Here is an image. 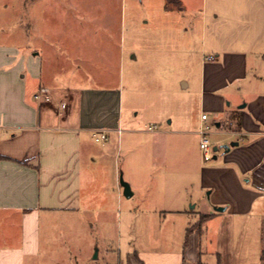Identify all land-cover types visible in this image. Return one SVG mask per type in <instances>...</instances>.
Here are the masks:
<instances>
[{
    "label": "crops",
    "instance_id": "obj_1",
    "mask_svg": "<svg viewBox=\"0 0 264 264\" xmlns=\"http://www.w3.org/2000/svg\"><path fill=\"white\" fill-rule=\"evenodd\" d=\"M125 1L43 0L58 26L34 30L40 48L31 25L23 46L0 43V264H264V74L249 71L264 63V0H153L150 35L133 46ZM161 14L185 19V34L200 29L202 45L165 47ZM133 62L155 91L128 112L121 84ZM173 82L186 99L178 114L158 103L178 95ZM203 111L217 143L230 129L245 139L201 158ZM124 198L143 212L113 221ZM125 223L138 230L116 260L83 231Z\"/></svg>",
    "mask_w": 264,
    "mask_h": 264
},
{
    "label": "rangeland",
    "instance_id": "obj_2",
    "mask_svg": "<svg viewBox=\"0 0 264 264\" xmlns=\"http://www.w3.org/2000/svg\"><path fill=\"white\" fill-rule=\"evenodd\" d=\"M125 1V0H124ZM207 1V0H206ZM211 0H208L210 2ZM253 1V0H251ZM126 6H127V18L128 23L126 27L128 28V43L133 46L137 45L141 41V36H143L142 41L145 39L147 41V37L150 34H144L143 29L144 28H153V21L146 25L143 23L148 17L151 16L153 19V12L156 9L157 10V2L153 0H126ZM214 3V2H213ZM252 3V2H251ZM45 8H43V0H0V31L5 30V34L0 35V43L10 44L17 42L20 45H24L26 42V28H28L31 25L32 31H38L42 28L43 24L45 22H49L50 26L57 28L58 19L54 15V7H49V5L46 7V13L43 12ZM156 18V22L159 24L156 27V32L161 36L162 38V44L166 47V44H173V42L177 43V46L180 48H189L190 46L194 47L195 50H197L203 43V38L200 33V29H198L192 36L190 34H185V19L180 17H167L163 14L158 15ZM176 28V31H174ZM34 31V32H35ZM56 33H58L56 31ZM151 33V32H150ZM208 37L210 36L209 30H207ZM39 35V34H38ZM152 37L155 36L153 33H151ZM36 32L31 35V39L33 40V46H38L40 48L41 46V40L40 38L36 37ZM188 36L186 39L185 37ZM53 36L51 35L50 38ZM157 37V34H156ZM177 38V39H176ZM175 39V40H174ZM157 41H161L157 40ZM191 43V45H189ZM38 51V50H36ZM35 51V52H36ZM180 58V55H178ZM180 59L178 62V67L181 68ZM134 67L131 68V70L125 74L124 81H122V88L124 89V100L122 105L124 106L125 111H130L133 107H135L136 111L138 110L139 106H142L143 97L149 96L147 100L153 104V93L155 91L154 83H149L146 81H141L140 76L138 74V67L139 65L137 62H133ZM251 64L249 66L250 74L256 75V74H264V63H262L259 60H256V58L251 60ZM172 89L177 90L178 95H174L170 98L169 92L163 91L162 94H160V99L158 100V103L162 105L163 109L165 106L172 107L170 110H172L173 113H177L181 106L185 107L184 100L181 97L182 90L180 89V85L178 83H172ZM162 89L167 88L165 83L162 84ZM146 92L147 94H145ZM173 95V94H171ZM181 105V106H180ZM152 106V105H151ZM139 119V116L136 118L135 122L137 123ZM216 136H211V140L217 144L222 145L223 143H217ZM230 143V142H229ZM222 148H220L216 154L221 156L222 154ZM200 156H202V152L200 151ZM121 160L123 161V157H121ZM125 168L127 170L136 171L138 169V166L131 165V167H128V165H125ZM128 174V171H127ZM133 199H127L124 198V204L122 206V209L120 208L116 213H114L113 221H130L129 218H126V214H128L130 211L132 214L140 215L143 211L138 210L134 206ZM131 209V210H130ZM198 210V209H197ZM121 211V212H120ZM118 214L122 217L120 220H118ZM138 230V229H137ZM132 230L128 227H126L123 224L122 228L117 229L116 228H107L105 230L101 228H95V224L93 228H90L88 230L83 229L84 232H88V234L98 235L100 236L99 240L102 242H108L111 244V252H110V258L113 260L117 258L121 246L123 244L124 248L129 247L126 246L127 243L131 242L132 238L134 237V234L137 231ZM105 240V241H104Z\"/></svg>",
    "mask_w": 264,
    "mask_h": 264
},
{
    "label": "built area",
    "instance_id": "obj_3",
    "mask_svg": "<svg viewBox=\"0 0 264 264\" xmlns=\"http://www.w3.org/2000/svg\"><path fill=\"white\" fill-rule=\"evenodd\" d=\"M207 60L214 59L215 56L210 54V55H205L204 57ZM43 96L42 94H36L35 98L36 99H41ZM45 98V96H44ZM219 126V125H218ZM156 125H151L149 128L150 129H156ZM217 128V124L215 121H210L209 120V115L206 112H202L201 115V124L198 129V134H199V145L200 149L202 152V156L205 160H211L214 157L215 151L213 149L215 143L211 140V135L213 133V129ZM106 130L102 131H95L94 136L96 137L97 140H103L106 138ZM229 133V138L232 139V141H238L241 142L245 139V135L243 132L235 130V129H230L228 131Z\"/></svg>",
    "mask_w": 264,
    "mask_h": 264
},
{
    "label": "water",
    "instance_id": "obj_4",
    "mask_svg": "<svg viewBox=\"0 0 264 264\" xmlns=\"http://www.w3.org/2000/svg\"><path fill=\"white\" fill-rule=\"evenodd\" d=\"M236 145H239V142L238 141H231L230 143H225V144H222V145H217L215 144L213 149L215 151V154H214V157L217 156L216 152L220 149V148H223L225 151H228L232 146H236ZM121 185L123 186V193L126 197H131L132 194H133V191L131 189V186L130 184L123 180V178H121ZM214 209L215 210H223V207H220V206H214Z\"/></svg>",
    "mask_w": 264,
    "mask_h": 264
},
{
    "label": "trees",
    "instance_id": "obj_5",
    "mask_svg": "<svg viewBox=\"0 0 264 264\" xmlns=\"http://www.w3.org/2000/svg\"><path fill=\"white\" fill-rule=\"evenodd\" d=\"M167 1H168V4H171L173 2V0H167ZM207 216H208V214H203L201 221H203ZM201 264H203V263H201Z\"/></svg>",
    "mask_w": 264,
    "mask_h": 264
}]
</instances>
